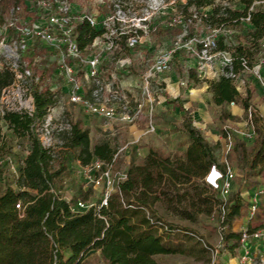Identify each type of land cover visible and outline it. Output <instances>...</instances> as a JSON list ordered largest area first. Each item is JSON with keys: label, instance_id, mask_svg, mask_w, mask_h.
Instances as JSON below:
<instances>
[{"label": "trees", "instance_id": "16d2710c", "mask_svg": "<svg viewBox=\"0 0 264 264\" xmlns=\"http://www.w3.org/2000/svg\"><path fill=\"white\" fill-rule=\"evenodd\" d=\"M19 2L0 0V25L5 22L10 7ZM179 8L186 16L199 12L201 24L207 28L234 30L236 45L229 46L227 36H221L218 41L219 50H233V67L228 71L239 74L256 64L257 56L263 51L264 0H188L180 3ZM245 25L251 27L245 31ZM100 34L88 22L77 26L82 49ZM48 74L46 68L38 81L29 82L35 104L33 115L22 110L4 113L0 110V158L5 156L2 151L7 145L3 123L29 143L28 153L18 168L16 188L8 185L0 191V264H82L93 249L101 251L107 264H159L157 255L178 252L174 241L179 234L155 217L154 207L159 203L168 211L187 215L192 221H197L201 213H212L213 197L203 196L208 189H200L199 181L204 182L214 164L224 168L217 155L222 142H210L193 126L192 116L187 113L184 129L191 141L183 155L151 148L143 162L130 164L127 179L109 198L107 207L99 212L94 209L74 212L52 189H61L65 177L73 171V161L82 165L94 159L113 162L120 142L115 137L93 143L83 123L82 128L78 121L67 116L71 129L61 132L63 143L54 149L45 148L34 131V124L56 103L54 92L43 86ZM190 75L198 80L195 70ZM207 82L217 105L235 102L246 111L250 108L253 93L247 89L242 94L231 76L223 74ZM15 83L14 71L8 65L0 68V98ZM225 117L237 118L231 112ZM254 123L253 152L248 154L245 144L234 146V152L240 157L239 167L246 170L247 179L264 177L263 118L255 115ZM224 136L227 137L226 132ZM92 192L89 189L79 197L89 200ZM241 201L228 209L226 221L230 225L241 214ZM19 203L21 209L17 207ZM232 235L240 237L238 233Z\"/></svg>", "mask_w": 264, "mask_h": 264}, {"label": "built area", "instance_id": "2783aa9c", "mask_svg": "<svg viewBox=\"0 0 264 264\" xmlns=\"http://www.w3.org/2000/svg\"><path fill=\"white\" fill-rule=\"evenodd\" d=\"M145 3L140 13H135L131 4H125L122 0H113V10L111 13L99 17L98 14L82 12L77 10L71 0H36L27 3V6L36 14L34 21L26 22L19 27V35L12 44H3L5 54L11 59L7 65L14 71L16 83L22 91H30L25 85V80L38 81L40 77L32 73L28 63L24 60V53L33 45L35 40L44 42L49 51L55 56L57 63V74L52 75L50 89H62L67 93L71 103L79 104L90 113L106 118L108 120H118L123 124L135 125L141 120L147 119L148 132H156L154 123V113L156 105H163L168 102L165 92L174 95L176 98L183 96L187 92L189 97L195 96V88L189 87V80L181 79L177 83V92L170 89V77H165L174 70L175 62L185 70H195L198 80H215L225 74L231 76L237 89L242 93L239 83L247 72L253 73L260 81L264 93V39L262 40V53L256 64L250 68L235 74L233 67V50H219L218 41L221 36H227L229 46L236 45L233 38V29L208 28L212 31L210 36L198 38L190 33V28L195 23H201L200 13L193 11L190 16L179 9L181 0H173L168 5L167 0H141ZM172 9L171 11L169 9ZM21 7L17 5L11 9L13 14H17ZM207 8L204 12H207ZM165 15H168L165 17ZM82 22H88L92 27L101 31L93 42L85 49L79 45L77 38V26ZM15 23L11 25L14 26ZM180 28L182 33L174 39L169 46H163L149 58V64L143 74L142 83L138 85V90L127 86L122 76L131 70L135 64V56L142 48H148L151 34L155 31L174 30ZM103 46L107 52H114L119 47V57L116 59L115 67L108 77H105L107 70H104L103 63L106 54H87L85 51L89 47L97 48ZM188 50L194 63L187 56H182L181 51ZM152 53V52H151ZM64 80V85L60 87V80ZM26 82V83H27ZM29 83V82H28ZM166 84V85H165ZM135 87V86H134ZM8 89V88H7ZM5 89L4 92L7 90ZM28 100L16 101L13 105L6 104L0 108L5 110H22L30 115L35 112L33 95L30 94ZM232 102L231 105H235ZM184 107L189 110L186 103ZM53 112V110H52ZM246 117L243 119L245 129L235 130L244 141H255L256 128L254 116L258 115L256 108L252 104ZM53 114L41 119H37L34 124V131L40 138L42 145L47 149H54L61 145L63 141L60 134L70 130L71 124L68 120L56 123ZM192 124L196 128L206 129V124H201L192 116ZM55 127V128H54ZM225 137L228 150L230 151L232 142L230 141L235 132L225 128ZM230 142H229V141ZM247 142H244L246 145ZM127 147V146H126ZM125 148H120L115 155L113 162H105L94 159L90 164L82 165L79 162L78 172L84 183V188L100 191L101 197L98 202L78 199L64 194L62 189H52L58 196L65 199L74 212H87L94 209L99 212L103 207L109 205V198L119 190V186L127 179L128 171L119 173L115 170L118 157ZM137 152L141 154L140 149ZM9 168L19 177V166L15 165L11 157L3 158ZM1 160V159H0ZM75 166H73L74 168ZM74 170V169H73ZM237 177L235 170L227 164V167L220 168L214 164L204 181L214 190H221L227 196L232 192L234 181ZM246 189L241 195L250 202L247 221L234 220L236 224L233 231L239 234L240 255L237 264H264V220L253 226V222L259 220L261 206L264 199V186L256 192ZM247 194V196L245 195ZM19 209L21 203L17 204ZM226 208L223 206L222 222L226 218ZM238 219V217H237ZM237 226L235 228L234 226ZM255 225V224H254ZM216 257L226 255L224 242L211 248ZM220 259V260H221ZM221 261L215 260L214 264Z\"/></svg>", "mask_w": 264, "mask_h": 264}, {"label": "rangeland", "instance_id": "374dc122", "mask_svg": "<svg viewBox=\"0 0 264 264\" xmlns=\"http://www.w3.org/2000/svg\"><path fill=\"white\" fill-rule=\"evenodd\" d=\"M122 1L125 4H131L130 6H132L135 13H140L145 6V3L141 0ZM187 1L188 0H181V3H186ZM32 2H36V0H20L18 4H13L8 14L5 16V22L0 25V68L11 62V59L5 54L3 44L13 45L14 40L19 35L18 28L22 27L26 22L36 19L35 12L27 6V3ZM71 2L77 10L98 14L99 17L111 13L113 10V0H71ZM166 2L168 5H171L173 0H167ZM17 5H19L21 9L17 14H13L11 9ZM169 10L171 11L172 9L170 8ZM1 14L0 8V15ZM167 16L168 15H165V17ZM12 23H15L14 26L11 25ZM250 27L249 25H245V31ZM181 33L182 30L180 28L174 30L160 29L159 31L153 32L148 48H142L138 52V56H135L133 70L125 75L119 73V76H122V80L125 81L127 86L137 91V86H140L142 83V76L146 71L147 65L150 63L149 58L161 47L171 45L174 39ZM190 33L196 35L198 38H205L210 36L212 31L199 22L191 26ZM85 52L87 54L102 53L107 55L103 63L104 70H107L105 77H108L110 72L113 71L116 59L119 57V47L114 50V52H107L101 45L97 48L89 47ZM181 54L182 56L190 58L192 60L191 63H194V57L188 53V50H182ZM257 57L260 59V55ZM23 58L28 63L32 73L38 77L42 76V71H44V69H48L49 74L43 86H48L50 88L52 84V75L57 74L58 70H56L57 63L55 62V56L48 50L46 44L41 40H35L31 48L24 53ZM190 71L191 70L181 68L179 63L175 62L174 70L165 75V77H170L169 87L174 93L177 92L178 81L188 78L190 81L189 87L198 89V91H195L194 98H199L196 97L197 94H202L203 97L200 101L196 102L192 100V109L196 111L203 109L209 123L206 129H198L202 131L203 135L210 142H222L221 148L217 151L219 163L222 164L223 167H227V164L230 165L237 173V177L234 181L233 190L228 196L221 190L210 188L205 181H199L201 183L200 189H204V187L208 189V192L203 196L213 197L214 208L213 212L210 214L201 213L197 221H192L187 218L185 214L168 211L159 203L154 207L155 217L160 219L165 226L173 228L175 232L179 234L178 239L174 241L179 251L176 253L159 254L156 256V259L159 264H214L215 260L221 261L218 264H237V259L240 255V242L239 238L232 235L236 233L233 231V223L230 225V222H227L226 218L224 222H222L223 206L226 208V212H228V209L231 208L236 201L242 200L241 214L236 216L235 219L238 220V222L243 220L247 221L246 217L249 213L250 202L244 199L241 193L245 192L247 188L256 192V190L264 186V177L247 179L246 170L239 167L240 157L234 152L236 143L244 144V142H247L245 145L247 152H251L253 147H255V141H244V139L239 137V133L235 131L245 129L243 126V119H245L246 115L244 114L243 119L241 118L238 122L228 120L225 116L226 113L231 112L229 105H217L214 101L213 93L210 92L209 83L205 80L198 81L194 79L190 75ZM25 81L27 82V80ZM26 82L25 85L29 87L28 82H30V80ZM59 84V86L62 87L64 85V80H60ZM239 85L242 91L245 92V90L249 89L253 93V105L258 112L257 105H260L264 100V93L259 79L253 73L247 72L244 74L243 80ZM184 93V97L181 96L176 98L174 95L165 92L168 101L176 100L179 102V105L187 100L188 93L186 91ZM30 94L31 91L25 92L20 90L18 86L12 85L3 92L0 98V108H3L6 104L13 105L16 101L20 100V97H22L23 100H28ZM54 94L56 103L54 106L50 107L47 115L51 112L56 123L66 121L68 119L67 116L70 117V120L78 121L81 127L83 123V126L89 130L93 143L102 138H118L120 142L118 149L125 148L121 151L115 165V170L119 173L127 172L130 164L133 162H143L146 158V153L151 148L161 149L170 155H183L191 141L188 133L184 129L185 112L173 104L155 106L153 120L157 129L156 132L150 133L147 129V119L141 120L135 125L123 124L118 120H108L90 113L79 104L71 103L68 94L63 92L61 88L55 90ZM257 114L260 115L259 112ZM261 117L264 123V117ZM201 121L204 123L203 120ZM225 128L235 132L230 140L232 142L230 151H227L228 146L224 136L226 132ZM2 129L7 145L2 151V153H5V156L0 158V191H3L8 185H16V176L7 165V162L3 161V158L9 156L13 163L19 166L27 155L29 147L27 139L17 136L7 124L3 123ZM137 148L140 149L141 154L137 152ZM73 166L75 167L73 168ZM72 168L74 170L65 177L60 188L63 190L64 194L77 201L78 199H82L79 197L80 194L88 191L89 188H84L83 180L78 172L77 162H72ZM254 182L257 183L253 184ZM245 195L247 196V194ZM100 197V191L93 189L89 200L98 202ZM258 219L259 220L253 222V226H258L262 220H264V199ZM236 223L234 222V224ZM234 227L237 228L236 225ZM221 241L224 242L225 250L227 251L226 255L223 256L224 262L221 257H216L211 250L212 247L217 246ZM82 264L107 263L102 256L92 253V256L89 259L86 257V261Z\"/></svg>", "mask_w": 264, "mask_h": 264}, {"label": "crops", "instance_id": "0c3cea01", "mask_svg": "<svg viewBox=\"0 0 264 264\" xmlns=\"http://www.w3.org/2000/svg\"><path fill=\"white\" fill-rule=\"evenodd\" d=\"M195 61V60H194ZM125 83V82H124ZM200 90V89H199ZM195 91H198V89H196L195 88ZM184 92H183V96L182 97H184ZM212 94V93H211ZM195 97V96H194ZM194 97H189L188 95H187V100L186 101H184V102H182L183 104H181V105H179V102L178 101H176V100H174L175 102H171V100H169L166 104H164V105H170V104H173V105H175V106H178V108H180L181 110H183L184 112H185V116H186V114L187 113H189L191 116H193V117H195L201 124H206L207 126H208V123H209V120H207L206 119V115H205V111L203 110V109H199L198 111H196L195 109H192V107H193V105H192V100H194V101H200L201 99H202V94H197V96L196 97H199V98H194ZM188 99H189V101H188ZM252 101H253V99H252ZM187 104V105H189L190 106V109L192 110H187L185 107H184V104ZM229 107L231 108V113L233 114V115H235L237 118L235 119V120H233V119H228V120H232V121H235V122H238V121H240L241 120V118L243 119V115L245 114L246 115V112H245V109L243 108V107H241L240 105H237V104H235V105H229ZM257 109H258V112H259V114L261 115V116H263L264 117V100L260 103V105H257ZM201 120H203V122L204 123H202V121ZM254 148L255 147H253V149L251 150V152L250 151H248V153L249 154H251L252 152H253V150H254ZM149 152H150V150L146 153V156L149 154ZM20 165V164H19ZM13 187H15L16 188V185H12ZM92 253H95V254H98V255H100V256H102V253H101V251L100 250H96V249H94V250H91L89 253H88V259L92 256Z\"/></svg>", "mask_w": 264, "mask_h": 264}]
</instances>
